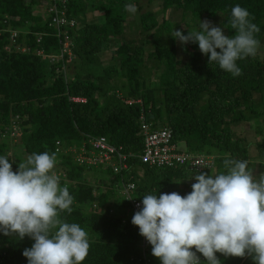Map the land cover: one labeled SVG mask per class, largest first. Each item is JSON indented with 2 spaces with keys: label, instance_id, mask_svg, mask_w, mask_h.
Listing matches in <instances>:
<instances>
[{
  "label": "trees",
  "instance_id": "obj_1",
  "mask_svg": "<svg viewBox=\"0 0 264 264\" xmlns=\"http://www.w3.org/2000/svg\"><path fill=\"white\" fill-rule=\"evenodd\" d=\"M43 1L0 0V156L9 158L15 172L27 156L55 152L54 171L65 176L60 184L74 198L72 212H61L60 218L88 233L90 248L82 264H142V236L131 223L129 202L118 192L120 176L102 168L104 180L96 179L99 168L78 165L66 150L100 136L121 146L132 155V196L141 201L148 194L187 195L193 175L225 171V158L247 160L249 168L257 159L258 177L264 170V138L253 143L257 155L251 158L240 127L259 122L254 125L256 138L264 134V0H157L160 18L150 8L155 0H67V17L78 26L70 32L75 55L71 63H50L36 55L38 49L45 54L60 49L56 31L42 15ZM130 3L137 8L135 25L125 10ZM236 5L247 9L260 29L256 56L237 61L240 76L209 64L198 44L182 45L172 37L175 30L187 35L199 20L218 24L231 37L235 31L229 21ZM177 12L179 21L168 18ZM11 31L18 33L15 44L26 45L28 52L5 49ZM141 114L153 129L169 127L178 150L213 156L214 168L142 164L136 157L143 144ZM12 127L19 137H10ZM33 243L28 236L0 233V264H28L22 253ZM147 256L152 264L158 260L151 245ZM216 256L221 264H254L248 256Z\"/></svg>",
  "mask_w": 264,
  "mask_h": 264
},
{
  "label": "clouds",
  "instance_id": "obj_2",
  "mask_svg": "<svg viewBox=\"0 0 264 264\" xmlns=\"http://www.w3.org/2000/svg\"><path fill=\"white\" fill-rule=\"evenodd\" d=\"M125 10L135 14L137 8L130 3ZM252 19L236 5L231 37L208 20H199V31L175 30L172 37L182 45L198 44L209 64L240 76L237 61L256 56L260 46L255 38L260 29ZM222 164L223 172L193 175L196 182L183 197L176 192L143 196L131 223L161 264H201L197 253L206 264H221L216 253L264 264V173L254 176L247 160L225 158ZM56 165V153L45 151L27 156L14 172L9 158L0 156V233L34 241L22 253L28 264H82L90 248L88 233L60 218L61 212H72L74 198L67 185L61 186Z\"/></svg>",
  "mask_w": 264,
  "mask_h": 264
},
{
  "label": "built area",
  "instance_id": "obj_3",
  "mask_svg": "<svg viewBox=\"0 0 264 264\" xmlns=\"http://www.w3.org/2000/svg\"><path fill=\"white\" fill-rule=\"evenodd\" d=\"M44 12L42 15L48 20L49 26L56 32L55 36L58 38L60 49L56 54H45L42 49L36 51V55L49 61L50 63L63 62L71 63L75 59L73 50L74 43L72 41L70 32L78 28L75 19L67 17V0H44ZM3 31V30H2ZM44 35V34H42ZM18 33L11 31L9 35V49L11 46L15 47L16 52L26 53L28 47L26 45H16ZM41 36L37 38V43L40 44ZM64 65V64H63ZM73 101H81L78 98H72ZM138 103L140 100H127L126 104ZM140 133L143 138L141 152L136 156L142 164L148 167H173L176 165L187 164L190 170L202 171L204 169L214 168V157L207 155H193L184 153L178 150L176 144L172 142V132L167 126L153 129L149 123L146 122L143 114L140 115ZM13 131L10 137H19L20 133L15 131V127L11 128ZM68 153H73L74 161L84 167H94L110 169L113 174L119 175L121 178L120 185L117 186L119 194L123 199L129 202L131 211L135 212L141 210V200L134 198L133 192L136 190L134 182H131L133 177L128 173L129 164L128 159L131 154H125L121 146L116 147L109 143L105 137H88L78 149L69 148ZM56 174L61 178H65L60 172ZM131 199V200H129ZM142 264H152L153 262L147 256L150 244L142 237ZM201 260V264L206 263L203 256L197 253ZM154 264H161L158 259Z\"/></svg>",
  "mask_w": 264,
  "mask_h": 264
},
{
  "label": "rangeland",
  "instance_id": "obj_4",
  "mask_svg": "<svg viewBox=\"0 0 264 264\" xmlns=\"http://www.w3.org/2000/svg\"><path fill=\"white\" fill-rule=\"evenodd\" d=\"M157 4H158V1L155 0V1L150 5V8H151L152 10H154L155 13H157V16H159V15H160V12H159V10H158ZM146 8H148V6L145 5V8H144V9H146ZM136 14H137V13H135V14H129V16H128V22H129V23L131 22L130 24H132V25H135V22H137V21L135 20ZM97 15H98V14H97ZM159 18H160V16H159ZM168 18H170V20L179 21V20H180L179 12L174 13V14L171 15V16H170V14H169ZM134 20H135V22H133ZM211 23H212V22H211ZM213 24H214V23H213ZM216 26H218V24H216ZM133 27H134V26H132V32L136 33V28H133ZM193 29L199 31V30H200V29H199V25H198L197 27H192V30H193ZM260 48H261V49H260V54H261L262 56H264V46H263V47H260ZM102 62H103V63H106V61H105L104 59L102 60ZM254 125H255V127L257 128V126H259V122L254 123ZM254 125H253V123H249V124H245V125H243L242 127H240V128H241V131L243 132V135L246 136L247 141H248V144L250 145V146H249V153H250V157H251V158H254V157L257 155V150H255V145H253V143H255L256 140L260 141L261 139L264 138V134H263L262 136H258V138H256L257 136H256V134H255V128H254ZM260 130H262L263 133H264V126H261V127H260ZM259 135H260V134H259ZM258 163H259V162L257 161V159H252V164H251V167H250V168L253 169V171H254V172H253V175H254V176L257 175L258 170H259L258 167H256V166H257L256 164H258ZM256 172H257V173H256ZM261 173H264V170L261 169ZM261 173H260V174H261ZM210 175H211V174H210ZM94 177H95L96 179H98V177H99V179L104 180V178H105V174L103 173L102 168H99V170L95 172ZM187 182H188V185H189L188 189L191 190V185H192L193 183H195L196 181H195V182H192L191 180H189V181H187Z\"/></svg>",
  "mask_w": 264,
  "mask_h": 264
}]
</instances>
